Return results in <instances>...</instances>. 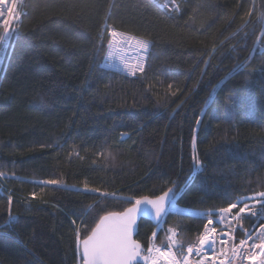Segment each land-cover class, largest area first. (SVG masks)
Returning a JSON list of instances; mask_svg holds the SVG:
<instances>
[{
  "label": "trees",
  "instance_id": "1",
  "mask_svg": "<svg viewBox=\"0 0 264 264\" xmlns=\"http://www.w3.org/2000/svg\"><path fill=\"white\" fill-rule=\"evenodd\" d=\"M178 1L25 0L0 77V264H79L77 228L166 190L154 240L184 250L206 223L189 210L264 192V0ZM106 24L151 42L143 72L101 67ZM158 224L140 219L143 253Z\"/></svg>",
  "mask_w": 264,
  "mask_h": 264
},
{
  "label": "snow or ice",
  "instance_id": "2",
  "mask_svg": "<svg viewBox=\"0 0 264 264\" xmlns=\"http://www.w3.org/2000/svg\"><path fill=\"white\" fill-rule=\"evenodd\" d=\"M4 0H0V3H3ZM175 3V0H173ZM167 5H165L166 7ZM15 7V5H13ZM178 10V7L175 9ZM11 11V10H10ZM19 13L13 17V20L18 19ZM0 19H2V14H0ZM106 29L109 32L111 37H117L122 35L117 32V30L111 26L106 25ZM17 33L18 29H5L4 40L7 41L8 37L13 33ZM126 35V34H124ZM128 43L134 44L138 49L144 50L147 52L150 47V41L144 37L126 35ZM113 41L110 40L109 44H112ZM111 55V53H109ZM125 69H127L131 74H135L136 71L143 72L144 64L140 63L139 66H129V64H124ZM238 68L242 66H237ZM51 147V146H49ZM200 170V161L196 160L194 157V172ZM44 183L50 185H59L61 182L56 179L47 180ZM87 188V185L84 186ZM96 191H99L97 189ZM171 191V190H170ZM35 195V194H33ZM169 195L168 192L164 193V196L158 197L156 201L148 200L147 197L137 199L135 204L126 209L122 213L108 212L105 215L101 216L99 221L95 224V227L91 228L90 232H87V228H84L83 231L87 232V235H84L81 239L80 232L81 229L77 228V242H78V251L81 253L80 259L82 264H134V261L137 260V257L141 253V244L139 241H136L132 238L133 226L136 224L137 213L139 212L142 201H147L151 204L156 211L157 217L165 211L164 209V199ZM256 197H264V192L256 193L254 197H249L248 199L256 200ZM245 197H237L236 202L229 204L227 207L220 209V214H230L234 209H236L241 203H243ZM11 201V197L9 198ZM262 203L259 200H256L254 204H244V206L239 207V210L235 214L237 220L241 219L245 213L256 217L258 215L257 211H254L256 204ZM86 212L88 210H85ZM259 216L264 218V211L259 212ZM12 219V217H9ZM83 219H87V216H83ZM75 223V221H73ZM213 224L211 219L208 220V223L205 225V229L209 228V225ZM260 229L264 232V224L260 225ZM211 231L215 233L216 229L212 228ZM172 235L168 237L170 244L169 247L178 245L180 242L177 241L175 237V230H170ZM155 235V233H154ZM251 238V237H249ZM212 241V237L208 234H201L198 237V243L200 250L202 251L205 246H209ZM246 244V240L241 239L240 245L243 246ZM149 253L155 251L158 254L157 257H151V264H158V257H164L168 261V264H180L179 260H176L171 253H165L161 250L160 247L151 246L148 249ZM193 251V245L189 244L188 252ZM261 251L264 252V247L261 248ZM234 254H239L240 249L238 247L233 248ZM150 257H145L149 259ZM255 259V257H253ZM184 264H189L188 257H183ZM264 264V260L260 262Z\"/></svg>",
  "mask_w": 264,
  "mask_h": 264
},
{
  "label": "built area",
  "instance_id": "3",
  "mask_svg": "<svg viewBox=\"0 0 264 264\" xmlns=\"http://www.w3.org/2000/svg\"><path fill=\"white\" fill-rule=\"evenodd\" d=\"M152 1L161 10L167 13L177 11L175 9L177 7L179 8L178 0H175V3H173V0ZM13 5H15V7H13ZM165 5L167 6L165 7ZM24 6L25 0H4L3 3H0V14H2V19H0V77L3 63L7 56L10 38L14 33L13 32L8 37L7 41H5L3 39L5 36V29L16 28L18 19L13 20V17L16 16L17 13H19V17L21 14H24ZM106 25L115 28L112 25ZM115 29L122 35L113 38L106 29L107 41L100 65L102 68L109 71L117 72L125 76H134L140 71L131 74L125 69L124 64L127 63L129 66L135 65L137 67L140 63L145 64L146 58L151 50V42L148 51L144 52V50L138 49L134 44L128 43L126 39V35H137L117 28ZM110 40L113 41L112 44H109ZM109 53H111V55H109ZM244 204L254 203H242L239 207L244 206ZM239 207L230 214H220L219 210L213 212V224L209 225L207 230L204 226L203 230L192 244L193 251L190 254L197 261V264H260V262L264 260V252L261 251V248L264 247V232L260 229V225L264 224V219L259 216L260 209L258 208V204H256V208L254 209V211L258 212L256 217L245 213L241 219L237 220L235 214L239 210ZM256 218H259L258 222L253 221ZM244 219H252L248 234H241L242 232L245 233L242 227V221ZM238 221H240L241 226H238ZM231 226H234V228H231ZM212 228L216 229L215 233L211 231ZM201 234H208L212 237L210 245L205 246L202 251L198 243V237ZM241 239L246 240V244L243 246L240 245ZM236 247L240 249L239 254L233 253V248ZM253 257H255V259H253Z\"/></svg>",
  "mask_w": 264,
  "mask_h": 264
},
{
  "label": "rangeland",
  "instance_id": "4",
  "mask_svg": "<svg viewBox=\"0 0 264 264\" xmlns=\"http://www.w3.org/2000/svg\"><path fill=\"white\" fill-rule=\"evenodd\" d=\"M255 194L256 193L245 196V199H244L243 203H256V200H259L261 202L264 201V197H256V200L248 199L249 197H254ZM175 209H177V207L175 206L174 202L172 201L169 204V206H168V210H175ZM189 211L192 212L195 215H199V216L204 217L206 219L205 225L208 223L209 219H211V220L213 219V216H212L213 212H210V211L201 212V211H195V210H189ZM240 221L237 222L238 226L240 225ZM253 221H257L258 222L259 218H256ZM160 226H161L160 224L157 225L156 230L154 231L155 234H156L158 228H160ZM242 227H243L245 233L242 232L241 234H248L249 233V226H243L242 225ZM231 228H234V226H231ZM170 235H172V232L169 231V232H167L165 234V236L163 238V242H164L165 246L158 245L155 242V240H154L155 239V235L154 234L152 235V238H151V241L149 243V246L146 249V252L144 253L146 255V257H150V258L147 259L144 264H151V257H157L158 256V254L155 253V251H153L152 253H149L148 249H149L150 245L154 246V247H160L161 250L164 251L165 253H171L172 256L175 257L176 260L180 261V264H184L183 257H185V256L188 257L189 264H197V261L191 256L190 252H188V247H186L184 250H182V249L175 250L174 248H175L176 245H174L172 247H169L170 241H169L168 237ZM79 264H80V261H79ZM158 264H168V261L166 259H164V257H158Z\"/></svg>",
  "mask_w": 264,
  "mask_h": 264
},
{
  "label": "water",
  "instance_id": "5",
  "mask_svg": "<svg viewBox=\"0 0 264 264\" xmlns=\"http://www.w3.org/2000/svg\"><path fill=\"white\" fill-rule=\"evenodd\" d=\"M166 192H168L169 195L167 197H165L164 202H163L165 211L163 213H161V215L159 217H157L155 208L151 204H149L147 201H142L141 208H140L139 212L137 213L136 224L133 226L132 238L134 240H136L135 239V235H136V232H137L138 223H139L140 219H142V218L148 219L154 225H156L159 222H161L162 218L164 217V215L168 211V206H169V204L171 202V192H170V190H166L165 192H163V193H161V194H159L157 196H153V197H151V196H142V197L137 198V199H141L143 197H147L148 200L156 201L158 197L164 196V193H166ZM136 200H134L133 203L130 204L129 206L125 207L122 211H115L114 213H122V212H124L126 209L132 207L135 204ZM103 215H105V214H103ZM100 217H99V219H100ZM99 219L97 220V222L99 221ZM93 227H95V225ZM78 253H79V258H80L81 253L79 251H78ZM145 257H146V255L141 250V253L137 257V260L134 261V264H144L146 262ZM80 264H82L81 259H80Z\"/></svg>",
  "mask_w": 264,
  "mask_h": 264
},
{
  "label": "bare ground",
  "instance_id": "6",
  "mask_svg": "<svg viewBox=\"0 0 264 264\" xmlns=\"http://www.w3.org/2000/svg\"><path fill=\"white\" fill-rule=\"evenodd\" d=\"M24 9H25V13H26V7H25V6H24ZM25 13H24V14H25ZM21 15H23V14H21Z\"/></svg>",
  "mask_w": 264,
  "mask_h": 264
}]
</instances>
